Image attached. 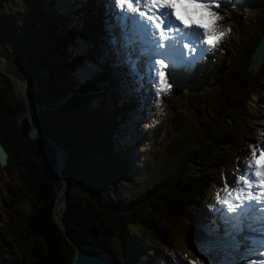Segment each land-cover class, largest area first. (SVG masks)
<instances>
[{"label":"rangeland","instance_id":"rangeland-1","mask_svg":"<svg viewBox=\"0 0 264 264\" xmlns=\"http://www.w3.org/2000/svg\"><path fill=\"white\" fill-rule=\"evenodd\" d=\"M86 1L90 0H0V91L7 101L10 102L11 95H13L16 100L23 103L24 111L17 114L16 119L29 117L33 125L38 123V119H40L55 140L66 147L67 152L64 154L70 152L79 161L80 172H83L78 177L80 186L68 188L66 179L62 177L67 194L73 191L82 196L85 194L84 189H86L87 194L92 192L95 195L96 191L102 190L106 199H118L124 202L125 196L136 195L154 183L163 181L171 171L175 170L178 159L174 153V146L168 143L175 136L171 134L172 130L175 129L172 126L169 127V111L167 110L162 126L155 129L157 131L156 142L147 150L143 162L144 166L140 168L138 165L140 158L132 160L130 158L131 150L128 151L129 162L114 152L110 154L112 157L110 156L108 160H105V154L102 153L104 148L99 143H95L97 139L110 138L113 140V136L109 134L111 132L110 124L105 121L113 110L110 96H106V99L103 100L100 113L97 116L91 110L94 107L99 108L100 98L81 110L61 112L58 109H53L55 105H53V98L50 96L53 93L50 86H55L57 83L65 84L66 82L63 81L60 72L52 64L62 55H69L71 49L61 54H53L51 52L53 42L56 37L65 32L66 27L78 28L80 26L81 19H84L83 13L72 17V15L68 16V12L78 5L86 6ZM94 3L95 1H92L88 5L90 7L89 13L91 11L98 12V9H93V7L99 3ZM69 17L71 19L66 21ZM88 17L92 18L91 14ZM253 18H255V14L252 11L241 16V19H247L251 22L254 21ZM56 25L59 26L58 29H55ZM235 32H231L227 39L226 54L219 55V62L221 61V63L227 64L232 57L238 42ZM87 36V40H82L72 46V53H81L89 46L91 49L99 46L98 52L103 53L104 56L92 58L94 62H84L82 68L75 72L77 80L81 81L85 77H90L101 65L104 66L106 76L115 74L111 65L113 60L107 53L101 33L99 32L97 36L94 35L93 37H90L88 33ZM19 52L22 54L20 55ZM18 57L19 60H16ZM2 59L5 60L6 69L9 68L17 78L15 81L8 78L12 85H8L2 80V76H4L2 73L4 61ZM212 66L213 64L201 66L192 79L206 78L205 73ZM50 68L55 69V72L54 75L49 76L46 82L44 77ZM213 68L217 70L219 64L214 65ZM260 80L262 83L254 98L256 102L254 108L264 107L261 104L264 102L263 76ZM28 90L33 96L34 107L39 112L38 119H36L34 107L29 104L26 98L25 94L26 92L28 94ZM12 91L14 94L11 93ZM176 100H179V104L184 103L180 90L175 91L171 104L175 103ZM43 105L47 107L41 111ZM262 111L263 109L257 114L263 115ZM198 127H200V123L191 116L188 122L177 131V135L186 137L193 133V128ZM256 130L252 131V135ZM126 132L127 130L123 133ZM126 135L129 136V134ZM11 163L12 159H9L6 166L0 167V259L3 258L0 264L5 260L19 264V259L23 256L24 249L30 242V238L26 237L18 225L21 215L14 211V205L9 199V196L19 194V190L17 192L16 189L18 177L13 171ZM115 168L118 170L116 174L111 171ZM112 175L120 178L117 185L111 184L110 177ZM17 200L16 206L29 209V205L23 201V197L19 196ZM135 230L151 245H157L155 237L145 232L143 227L136 226ZM65 237L70 240L69 232L65 234ZM103 247L105 251L108 250L107 243Z\"/></svg>","mask_w":264,"mask_h":264},{"label":"trees","instance_id":"trees-1","mask_svg":"<svg viewBox=\"0 0 264 264\" xmlns=\"http://www.w3.org/2000/svg\"><path fill=\"white\" fill-rule=\"evenodd\" d=\"M258 12L261 16L259 26L251 25L249 21H246L247 27L244 26L243 33L240 34L239 46L229 65L222 67L213 74L214 77L200 84L201 88L198 92L200 95H197L193 100L187 98L189 100L186 106L184 104L182 109L180 108L184 114L174 116L176 122L182 121L183 116L187 113V108L192 110L197 107V100L202 94L214 117L220 118V120L223 117H230L233 127L240 128L236 118L244 114L243 100L251 93L252 86L256 83V79L246 72V63L250 52L261 34L264 33V9L258 8ZM95 23L94 15L92 19L85 22L86 26L96 30ZM240 24L242 25L241 22ZM256 28L260 29V33L256 32ZM248 30L253 34L246 33ZM66 34L56 41V48L63 46L70 37L73 38L77 33L68 31ZM19 54L21 55L22 52ZM16 60H19V57ZM75 61L66 63V69H70ZM8 70L11 74L9 68ZM2 77L5 83L12 85L7 76ZM243 84L248 86L246 91H242L241 85ZM28 92L33 99L30 90ZM210 95H215L217 100H212ZM12 96L9 102L0 91V142L9 154L8 160L12 159L13 171L18 177L17 192L19 190L18 193H22L21 197L29 204L28 211L21 207L15 211L16 205L14 206V211L23 216L18 224L19 227L32 241L29 252L24 256L23 264H71L75 248L52 218L55 196L57 200V192H55L53 184L57 159L47 137L55 139L41 120L36 126L41 135L32 137L30 135L32 126L29 120L27 118L16 119V115L23 111L24 106L16 100L15 96L13 98ZM88 99L89 97L74 93L70 97L69 103L71 107L77 109L83 106ZM204 133L216 136L218 139L222 137L227 140L234 138V130L223 125L206 127ZM204 152L208 153L209 147ZM65 158L66 156L60 152L55 175L58 187L57 206L55 203L58 223L61 222L65 206L61 172L67 181L68 188L80 186L78 177L83 173L80 172V163L74 155L72 161L68 159L64 165ZM201 190L199 180L178 178L176 183L168 186L165 190H153L144 202L131 201L127 205L120 200H108L104 196L99 203L92 192L88 190L90 194H87L86 189H84L85 194L81 197L71 191L67 194V209L64 218L71 238L77 244L91 251L105 250L103 241L106 238L100 237L98 241L91 240L88 235L91 227L99 231L116 233L117 226L132 221L141 222L157 232L162 238L170 233L174 239L180 240L183 244L187 240L183 235L188 226V221L186 222L185 219L188 220L192 217L191 205ZM169 241L174 243L173 240L169 239ZM179 248L184 252L188 251L187 247Z\"/></svg>","mask_w":264,"mask_h":264},{"label":"snow or ice","instance_id":"snow-or-ice-1","mask_svg":"<svg viewBox=\"0 0 264 264\" xmlns=\"http://www.w3.org/2000/svg\"><path fill=\"white\" fill-rule=\"evenodd\" d=\"M224 2L112 0L119 37L113 35L111 44L132 76L155 85L158 106L161 94L173 87L169 77L195 70L231 31L218 27L223 17L217 10H223ZM259 63H264V44L254 53V64ZM223 191L225 198L217 194V200L226 207L214 208L215 218L205 229L207 239L195 249L197 255L205 264H264V150L259 156L253 150L236 182H225ZM81 261L95 264L87 257Z\"/></svg>","mask_w":264,"mask_h":264},{"label":"water","instance_id":"water-1","mask_svg":"<svg viewBox=\"0 0 264 264\" xmlns=\"http://www.w3.org/2000/svg\"><path fill=\"white\" fill-rule=\"evenodd\" d=\"M262 44H264V35L262 36L261 40L259 41L256 49L252 53L251 60H250L249 65H248V70H251L253 74L256 73V71L258 70V68L261 65V63L254 64V53L257 52V50L259 49V47ZM10 78L13 80V77L11 75H10ZM33 132L35 133V135H38V131L36 129H34ZM47 141L50 143V145L55 150H57L58 147L56 146V144L51 139H49L47 137ZM7 160H8V153L5 150V148L3 147V145L0 143V167L5 166L7 164ZM62 225H63L62 228H64V233L68 234V228H67V224L65 223V221H63ZM90 237L94 238V239L97 238V234H96L95 230H92L90 232ZM78 252H79V255L77 256L75 264H82V261H81L82 257H87L89 261H93V262H95V264H109L107 261H105V260H103V259H101L99 257L93 256L90 253L83 252L80 248L78 249Z\"/></svg>","mask_w":264,"mask_h":264},{"label":"bare ground","instance_id":"bare-ground-1","mask_svg":"<svg viewBox=\"0 0 264 264\" xmlns=\"http://www.w3.org/2000/svg\"><path fill=\"white\" fill-rule=\"evenodd\" d=\"M4 61V64H3V68H2V73L4 76H7L9 79H10V73L7 71L6 67H5V60L2 59ZM129 130H132V127H130ZM61 151H58L57 153V164H56V168H57V165H58V161H59V154H60ZM63 154V153H62ZM66 156V155H65ZM56 168H55V173H54V184H55V188H56V192H57V200H56V206H57V201H58V187H57V184H56V180H55V175H56ZM64 182V181H63ZM56 206H55V212H54V219L56 221L57 224L61 225V222L58 223L57 220H56Z\"/></svg>","mask_w":264,"mask_h":264},{"label":"flooded vegetation","instance_id":"flooded-vegetation-1","mask_svg":"<svg viewBox=\"0 0 264 264\" xmlns=\"http://www.w3.org/2000/svg\"><path fill=\"white\" fill-rule=\"evenodd\" d=\"M11 201L14 203V205H16V200L15 199H11Z\"/></svg>","mask_w":264,"mask_h":264}]
</instances>
